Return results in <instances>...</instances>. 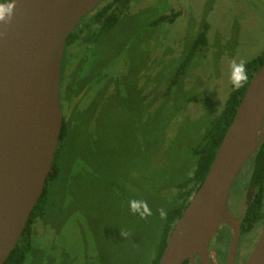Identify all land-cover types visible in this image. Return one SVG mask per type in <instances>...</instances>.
Listing matches in <instances>:
<instances>
[{"label": "rangeland", "instance_id": "obj_1", "mask_svg": "<svg viewBox=\"0 0 264 264\" xmlns=\"http://www.w3.org/2000/svg\"><path fill=\"white\" fill-rule=\"evenodd\" d=\"M134 3L80 68H102L103 83L113 76L120 88L107 85L100 98L101 81L92 84L80 112H68L59 155L65 168L48 185L39 235L23 264H146L176 187L196 164L193 148L225 104L233 62L246 65L264 51V0ZM173 5H180L173 20L149 26ZM204 22L214 44L194 55L168 95L148 98L141 75L164 86ZM145 205L150 214L141 215Z\"/></svg>", "mask_w": 264, "mask_h": 264}, {"label": "water", "instance_id": "obj_2", "mask_svg": "<svg viewBox=\"0 0 264 264\" xmlns=\"http://www.w3.org/2000/svg\"><path fill=\"white\" fill-rule=\"evenodd\" d=\"M100 0H16L0 24V264L17 243L42 192L61 128L59 74L64 44ZM264 139V61L252 75L205 177L173 225L157 264H212L209 242L232 228L233 264L239 218L227 201L236 175ZM242 264H264V225Z\"/></svg>", "mask_w": 264, "mask_h": 264}, {"label": "trees", "instance_id": "obj_3", "mask_svg": "<svg viewBox=\"0 0 264 264\" xmlns=\"http://www.w3.org/2000/svg\"><path fill=\"white\" fill-rule=\"evenodd\" d=\"M137 0H134L136 2ZM130 0H111L109 3L105 4L104 7L97 9L96 13H92V27L90 28V24L87 25V29L89 30L90 37L85 42L86 44L89 43V46H85L84 54L81 55L79 60H77L76 68L71 72L72 75H76L75 80L79 82L83 80L84 82L77 84V87H81L82 85L85 86H92V84L102 82L104 80V70L101 68L99 70H94L89 72L88 74H83L80 71V68L84 66L86 63L92 61V56L95 54V46L100 42V36L106 35L110 31L114 30L122 15L126 11L130 9L133 4L129 3ZM117 7V8H116ZM175 15L173 14L169 21L173 19ZM166 16H160L158 20L151 22L149 24L153 25L157 22L166 21ZM96 25V26H95ZM209 29V25L207 22H204L203 29L196 35L193 43L191 46L185 51L179 66L175 70L174 74L167 79L166 84L161 87V83L158 86V83L154 80V76L146 75L144 77L143 85L147 87L148 90V98L151 95L154 100V94L156 91H159L161 95H168L170 93V89L172 85H174L178 79L183 76L187 65L189 64L190 60L194 57L197 52L202 51L205 47L212 46L215 41L209 42V38L207 37V30ZM74 31H71L67 37L66 45L71 43ZM68 52L65 50L62 55V61L60 65V76H59V91H61V87L64 83L69 85L68 74L65 75L66 72V65L65 62L68 58ZM264 61V51L259 55L251 60H249L245 65V71L247 73V79L241 83V85L236 88L232 85L225 104L221 111L213 118L210 127L205 131L203 134V138L201 141L193 148V152L197 155L196 164L192 170V173L185 177V179L178 184L177 188V201L176 203L169 208L164 216V221L162 224L161 232L159 234V238L157 239L156 247L151 255V257L146 258V264H157L159 256L165 246L169 233L177 221L178 217L182 213L184 207L187 205L189 198L197 189L198 185L201 183L205 174L208 170V167L213 159L214 153L216 151L217 146L219 145L222 136L229 125L235 109L242 97L252 75L257 70V68L261 65ZM114 78L110 76L108 85L111 82V79ZM87 80V81H86ZM117 83V82H116ZM118 85V84H117ZM161 87V88H160ZM119 86H116L115 90H119ZM97 90V89H96ZM117 93V92H116ZM61 103V102H60ZM80 112V111H77ZM76 112V113H77ZM62 113V112H61ZM68 120L64 119V113L61 114V128H60V135L59 140L57 143V147L55 150V154L51 163L50 170L46 177L42 192L40 196L31 209L28 218L25 222V225L22 229V232L18 238L17 243L14 245L12 250L9 252L8 256L4 260L3 264H23L27 253L30 251L32 247V238L34 235L38 234V227L37 224L41 220V217L45 214V208L48 204L49 200V191L48 185L58 176L59 172L65 168L62 162L59 161V155L61 152V148L64 145L65 137L68 132ZM257 158L256 162V169L252 172V176H255L256 173L259 174L258 169L262 164H264V139L262 140L261 144L257 148L255 154ZM63 167V168H62ZM70 170V166L67 167L66 171ZM255 188L259 190V195H261V185L262 180L260 177L257 180H252ZM256 198V202H257ZM261 199V196H259ZM259 205V204H258ZM260 206L253 201L252 203H248L246 210L243 213V222L246 224L245 228H249L252 222L262 219L264 220V211L260 213L258 209ZM41 222V221H40ZM42 227L47 229L48 227L46 224H41ZM46 232V230H45ZM44 232V233H45ZM182 264H189V261L186 259L182 262Z\"/></svg>", "mask_w": 264, "mask_h": 264}, {"label": "flooded vegetation", "instance_id": "obj_4", "mask_svg": "<svg viewBox=\"0 0 264 264\" xmlns=\"http://www.w3.org/2000/svg\"><path fill=\"white\" fill-rule=\"evenodd\" d=\"M110 1L111 0H100L97 4H95L93 7L88 9L87 12L77 21L76 26L71 30L74 31L71 43L66 45V41H65L63 52L66 46V50L69 55L68 56L69 59H67L65 62L66 65L65 75L68 74L69 85L68 84L66 85V83H64L63 86L61 87V91H59V99L62 108L61 112L64 113L65 120L70 121V119H68L67 117L69 115L68 112H71V110H74L73 113L80 111L82 99L83 97H85L86 94H88V91L90 89V86L87 87L85 85H82L81 87L79 86L77 87V84H80L84 81L81 80L79 82H76L75 80L76 75H72L71 73L74 70V68H76L77 66L76 64L77 60H79L81 55L84 54L85 46H89V43L88 44L85 43L90 37L89 30L87 29V25L90 24V28L92 27L93 24L92 15L96 13L97 9L104 7L105 4L109 3ZM132 2H134V0L132 1L130 0L129 3L133 4ZM146 7H151L150 3H148V6ZM165 12L166 13L161 16H166L167 18L166 21L169 20L173 14L175 15L173 17L174 19L180 13V5H173L172 7H170V9L166 8ZM141 77L143 78L141 84H143L144 76L141 75ZM109 83H110L109 87L115 90L116 87L113 86L111 82ZM107 85L108 83L104 84L102 81L100 87L94 91L95 96L103 98V88ZM254 154L246 161L242 169L236 175L227 201L228 211L234 216V218L236 219L239 218V228H240L233 264H242L245 261V259L248 257L249 253L251 252L252 247L256 243L259 234L262 230V227L264 225V220L262 219L263 217L261 219L252 222L249 228H245L246 224L243 222V213L246 210L248 203H252L254 201L257 204V206H260L258 211L259 212L261 211L260 213H263L264 211V164H262V166H260V168L258 169L259 174L256 173L255 176H252V172L256 169V162H257V158ZM258 177H260V179L262 180L261 189L263 190H261V195H259L260 194L259 190L255 188L252 181V180H257ZM259 196H261V199H259ZM256 198H258L257 202H256ZM254 231H255L254 235L250 237L251 236L250 234L253 233ZM231 236H232V228L230 226L222 224L220 225V227H218L216 233L212 237L213 240L215 239L214 240L215 242L212 243L211 241L212 239H211L208 246V255L210 257V261L212 262V264H226ZM215 245H222L224 249L222 248L220 250L219 248H216ZM196 260H197V264H200L197 256H196Z\"/></svg>", "mask_w": 264, "mask_h": 264}, {"label": "clouds", "instance_id": "obj_5", "mask_svg": "<svg viewBox=\"0 0 264 264\" xmlns=\"http://www.w3.org/2000/svg\"><path fill=\"white\" fill-rule=\"evenodd\" d=\"M16 6V0H0V24H7L11 20L14 9ZM247 79V73L245 71V65L243 62L232 64V72H231V82L232 85L238 88L242 82ZM145 212L140 213L141 215L150 214L148 213L147 206H144ZM131 209L133 212L138 211V205L136 202H132ZM164 213L161 212V216L163 217Z\"/></svg>", "mask_w": 264, "mask_h": 264}]
</instances>
